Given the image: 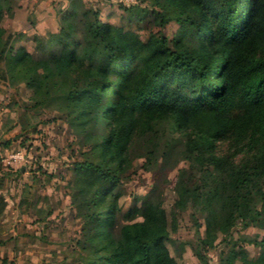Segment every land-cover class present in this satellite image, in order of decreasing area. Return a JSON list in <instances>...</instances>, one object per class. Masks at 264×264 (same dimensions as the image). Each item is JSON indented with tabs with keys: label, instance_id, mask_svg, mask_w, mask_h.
<instances>
[{
	"label": "trees",
	"instance_id": "16d2710c",
	"mask_svg": "<svg viewBox=\"0 0 264 264\" xmlns=\"http://www.w3.org/2000/svg\"><path fill=\"white\" fill-rule=\"evenodd\" d=\"M123 9L130 21L151 16L159 33L145 41L75 0L60 11L56 33L35 38L34 51L0 26V82L32 88L30 108L61 100L77 112L83 158L71 165V189L84 222L83 264H178L166 210L149 196L129 209L130 222L117 223L121 178L133 148L152 158L162 141L180 144L190 170H181L176 204L204 212L202 248L237 224L264 227V0ZM171 21L178 29L168 38L162 28ZM222 141L232 151L219 154ZM187 171L202 182H183ZM256 244L257 260L231 249L219 264H264V238Z\"/></svg>",
	"mask_w": 264,
	"mask_h": 264
},
{
	"label": "rangeland",
	"instance_id": "374dc122",
	"mask_svg": "<svg viewBox=\"0 0 264 264\" xmlns=\"http://www.w3.org/2000/svg\"><path fill=\"white\" fill-rule=\"evenodd\" d=\"M71 1L1 0L0 26L21 34L19 44L34 51L36 37L44 40L58 31L60 11L69 8ZM75 1L81 8L100 11L102 21L132 30L145 41L150 34L159 33L151 16L130 21L123 9L135 4L145 7L151 0ZM177 29V23L171 21L162 33L172 38ZM109 99L106 96V103ZM35 101L34 90L25 83L0 82V209L4 206L0 264H83L84 222L71 189L75 178L71 165L74 159L83 158L74 122L77 112L61 100L26 106ZM178 134L173 132L171 137ZM170 145L162 141L152 158L133 148L119 186L117 223L130 222L129 209L141 206L149 196L166 210L167 245L178 264H219L220 255L231 249L257 260L262 252L256 241L264 238V227L258 225L237 224L231 236L219 232L213 247L202 248L207 238L204 212L199 205L189 203L181 210L176 204L181 170H190V166L181 157L182 146L170 149ZM230 151L229 141L218 144L219 154ZM17 154L23 157L12 158ZM183 182L200 184L202 180L187 171ZM242 263L240 258L235 261Z\"/></svg>",
	"mask_w": 264,
	"mask_h": 264
},
{
	"label": "built area",
	"instance_id": "2783aa9c",
	"mask_svg": "<svg viewBox=\"0 0 264 264\" xmlns=\"http://www.w3.org/2000/svg\"><path fill=\"white\" fill-rule=\"evenodd\" d=\"M23 156L21 154H17V155H13L12 158L14 159H18V158H22Z\"/></svg>",
	"mask_w": 264,
	"mask_h": 264
}]
</instances>
